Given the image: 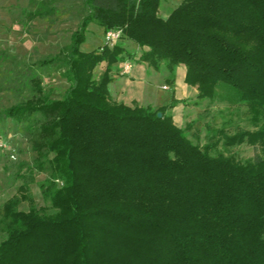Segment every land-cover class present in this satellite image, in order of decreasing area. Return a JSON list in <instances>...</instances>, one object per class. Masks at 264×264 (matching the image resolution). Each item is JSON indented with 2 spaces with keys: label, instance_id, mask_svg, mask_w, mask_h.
<instances>
[{
  "label": "trees",
  "instance_id": "1",
  "mask_svg": "<svg viewBox=\"0 0 264 264\" xmlns=\"http://www.w3.org/2000/svg\"><path fill=\"white\" fill-rule=\"evenodd\" d=\"M31 1L26 21L55 13V0ZM162 2L82 0L71 43L38 62L61 70L63 96L52 99L34 78L32 98L0 113L35 134L36 153L0 209V264H264V156L213 155L214 135L200 145L189 136L195 122L181 128L167 115L175 98L157 110L111 100V72L126 50H82L90 25L121 30L172 85L185 67L198 100L227 90L246 104L260 130L224 136V145L264 151V0H183L167 18ZM35 173L46 175L39 188L50 206L33 199Z\"/></svg>",
  "mask_w": 264,
  "mask_h": 264
},
{
  "label": "rangeland",
  "instance_id": "2",
  "mask_svg": "<svg viewBox=\"0 0 264 264\" xmlns=\"http://www.w3.org/2000/svg\"><path fill=\"white\" fill-rule=\"evenodd\" d=\"M182 1L163 0L160 15L164 17L163 10L166 5H170L167 10L172 12V9ZM52 6L55 8V13L50 17L28 22L25 17L26 13L35 9L31 0H0V113L32 98L34 78L40 79L44 90L50 92L52 99H60L68 88L67 81L61 75V70L56 67H40L38 62L59 56L60 52L71 43L72 35L77 30L84 13L83 4L82 0H55ZM120 40L116 44H121L126 53L123 54L124 61L114 65L111 72L112 78L119 75V64L123 63L124 66L132 64L129 62L132 59L140 62L142 55L140 47L131 41ZM104 42L103 29L92 24L89 26L87 41L82 46V50L94 51L104 45ZM134 63L136 65V62ZM105 67L106 63H103L96 68V80L100 79ZM131 70L132 67L128 71L125 70L124 74H128ZM168 76L167 72H157L146 66L145 80L147 83L154 80L153 99L134 101L132 106L138 103L157 110L161 107L155 105V98H157L158 105L172 104L175 98L174 103H177L174 108H168L167 115L172 114L174 122L181 128H186L188 124L195 122L189 136L193 140L199 137L200 145H206L209 142V136L214 135L212 142H219V145L212 150L213 155L222 153L226 156H233L242 163L257 155L264 156L262 146L259 144L251 145L245 142L231 148L224 145V136L233 137L239 133H254L260 130V126L256 127L251 123V115L246 104L232 100L227 90L218 91L220 93L213 101L198 100V87L187 83L186 71L179 76L176 71L174 85L170 83ZM119 88L120 85L117 83L109 85L111 100L118 101ZM131 91L132 87L126 86L123 92L125 97L134 92L137 93L138 90L135 87ZM263 122L264 120L261 125ZM219 130H223L222 135L217 134ZM34 135L25 130L24 125H18L12 120L0 117V137L6 142L7 150L15 152L17 158L12 160L8 153L0 151V209L9 198L17 193L18 188L24 182L23 179L17 177L20 164L30 165L36 158V153L32 148ZM45 178L46 175L35 173V182L30 185L31 194L38 207L50 206L45 202L39 188V184ZM20 209L28 211V203H23ZM4 238L5 234L0 230V243Z\"/></svg>",
  "mask_w": 264,
  "mask_h": 264
},
{
  "label": "crops",
  "instance_id": "3",
  "mask_svg": "<svg viewBox=\"0 0 264 264\" xmlns=\"http://www.w3.org/2000/svg\"><path fill=\"white\" fill-rule=\"evenodd\" d=\"M167 8H170V5H166V8L163 10V16H164L163 18H167L171 13V11H168ZM161 10H162V6L160 9V12H161ZM129 62L132 63V70L128 74H124V71H123L124 64L123 63L119 64V66H118V70H119L118 74L119 75L113 76V82L111 84L114 85L117 83L120 85V88L118 89L119 95H118V101L117 102H121V103H124L128 106H132V103L134 101L141 102V101H147V100L153 99L152 95L155 92H154L153 87H152L154 84V80H151L148 83L145 80V76H146L145 64L137 61L136 59L129 60ZM134 62H136V65ZM185 71H186L185 67H183V68L179 67L177 69V75L179 76V74H181V73L184 74ZM159 75H161V74H159ZM126 86H131L132 91L136 87L138 90L137 93L134 92L131 95H128L127 97H125L123 92L125 91ZM175 89H177V88H175ZM175 89H174V91H175ZM154 102H155L156 106H160V107L168 106L171 104V103H169L168 105H158L157 98H155Z\"/></svg>",
  "mask_w": 264,
  "mask_h": 264
},
{
  "label": "built area",
  "instance_id": "4",
  "mask_svg": "<svg viewBox=\"0 0 264 264\" xmlns=\"http://www.w3.org/2000/svg\"><path fill=\"white\" fill-rule=\"evenodd\" d=\"M122 37V31L121 30H111L105 34V42L104 45L107 47H113ZM132 64H127L124 66L123 71H128L131 69ZM0 151H4L8 153V156L12 160H16V153L15 152H9L7 150V144L6 142L0 137Z\"/></svg>",
  "mask_w": 264,
  "mask_h": 264
},
{
  "label": "water",
  "instance_id": "5",
  "mask_svg": "<svg viewBox=\"0 0 264 264\" xmlns=\"http://www.w3.org/2000/svg\"><path fill=\"white\" fill-rule=\"evenodd\" d=\"M158 116H159V117H162V114H159Z\"/></svg>",
  "mask_w": 264,
  "mask_h": 264
}]
</instances>
